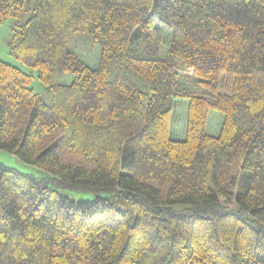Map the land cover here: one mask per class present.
<instances>
[{"label":"trees","instance_id":"obj_1","mask_svg":"<svg viewBox=\"0 0 264 264\" xmlns=\"http://www.w3.org/2000/svg\"><path fill=\"white\" fill-rule=\"evenodd\" d=\"M29 13L11 50L50 103L0 60V150L49 176L0 162V264H264V0Z\"/></svg>","mask_w":264,"mask_h":264},{"label":"rangeland","instance_id":"obj_2","mask_svg":"<svg viewBox=\"0 0 264 264\" xmlns=\"http://www.w3.org/2000/svg\"><path fill=\"white\" fill-rule=\"evenodd\" d=\"M36 1L37 0H30V3L26 9V13L20 14L19 19L9 18L0 25V60L11 66L21 69L23 72L27 74H31L34 77V81L32 84L33 89L37 94L41 96V98L46 103L49 104L50 103L49 96L45 88L42 86L41 82L38 80V72L26 67L19 60H17L11 50L12 48L11 44L13 42L15 31L17 30V25L25 23V21L30 16L29 11L34 7ZM82 58L89 65L93 66L95 64L93 62L88 61L87 57H82ZM65 81L67 83H70L71 78H67L65 80H62L61 82L63 83ZM185 108L186 107L181 104L176 112V124L174 128L175 131L174 133L177 137L183 136L186 131ZM0 162L5 164L6 166L18 169L21 172L31 174L37 178H47L49 176V172L32 165H28L22 160H20L18 157H16L15 155L1 150H0ZM63 194H67L68 196H70L71 199L76 201L86 200L91 198V196L84 194L80 191H76V192L63 191Z\"/></svg>","mask_w":264,"mask_h":264}]
</instances>
